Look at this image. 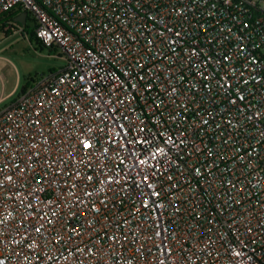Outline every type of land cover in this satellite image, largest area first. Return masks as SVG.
Listing matches in <instances>:
<instances>
[{
	"label": "built area",
	"instance_id": "1",
	"mask_svg": "<svg viewBox=\"0 0 264 264\" xmlns=\"http://www.w3.org/2000/svg\"><path fill=\"white\" fill-rule=\"evenodd\" d=\"M24 12L66 64L0 110V262L264 264V0Z\"/></svg>",
	"mask_w": 264,
	"mask_h": 264
},
{
	"label": "rangeland",
	"instance_id": "2",
	"mask_svg": "<svg viewBox=\"0 0 264 264\" xmlns=\"http://www.w3.org/2000/svg\"><path fill=\"white\" fill-rule=\"evenodd\" d=\"M33 19L24 27L26 36L12 27L0 34V110L9 106L26 88L32 79L47 75L64 67L66 61L59 50L43 48L34 37ZM18 84V93L9 95Z\"/></svg>",
	"mask_w": 264,
	"mask_h": 264
},
{
	"label": "trees",
	"instance_id": "3",
	"mask_svg": "<svg viewBox=\"0 0 264 264\" xmlns=\"http://www.w3.org/2000/svg\"><path fill=\"white\" fill-rule=\"evenodd\" d=\"M15 18H16L15 13L6 14V15H3L0 17V34L4 33L5 27L7 26L8 22H11V21L14 22ZM5 32L7 33L9 31H5ZM38 43L40 44L41 47H43L39 41H38ZM22 91H24V90H22ZM16 93H18V91H16Z\"/></svg>",
	"mask_w": 264,
	"mask_h": 264
},
{
	"label": "water",
	"instance_id": "4",
	"mask_svg": "<svg viewBox=\"0 0 264 264\" xmlns=\"http://www.w3.org/2000/svg\"><path fill=\"white\" fill-rule=\"evenodd\" d=\"M28 15V12H24L21 15L16 16L15 22L22 26H25L27 23Z\"/></svg>",
	"mask_w": 264,
	"mask_h": 264
},
{
	"label": "snow or ice",
	"instance_id": "5",
	"mask_svg": "<svg viewBox=\"0 0 264 264\" xmlns=\"http://www.w3.org/2000/svg\"><path fill=\"white\" fill-rule=\"evenodd\" d=\"M83 145H84L85 148H90L91 147V142L88 141V140H85V141H83ZM36 231L39 232L40 229L37 228ZM0 264H2V262H0Z\"/></svg>",
	"mask_w": 264,
	"mask_h": 264
},
{
	"label": "crops",
	"instance_id": "6",
	"mask_svg": "<svg viewBox=\"0 0 264 264\" xmlns=\"http://www.w3.org/2000/svg\"><path fill=\"white\" fill-rule=\"evenodd\" d=\"M17 89H18V84H17V86L13 89V91L10 92V94H8V96H9V95H14V94L16 93ZM5 97H6V96H5ZM5 97H2V98L0 99V102H1Z\"/></svg>",
	"mask_w": 264,
	"mask_h": 264
}]
</instances>
